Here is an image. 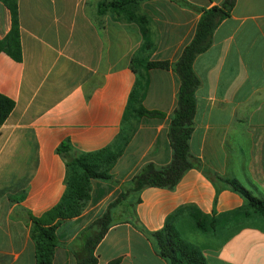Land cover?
<instances>
[{
    "label": "crops",
    "instance_id": "obj_1",
    "mask_svg": "<svg viewBox=\"0 0 264 264\" xmlns=\"http://www.w3.org/2000/svg\"><path fill=\"white\" fill-rule=\"evenodd\" d=\"M103 1L17 2L22 60L0 53V94L15 103L0 127V264H36L28 216L40 217L63 196L61 143L79 154L117 153L109 170L116 184L90 182L81 215L56 231L52 264H76L69 245L123 186L145 165L171 161L168 129L180 85L172 65L193 39L200 13L149 0L128 9L133 19H116L98 14ZM185 1L205 9L223 2ZM10 28L0 2V40ZM153 62L169 68L144 66ZM193 71L200 84L189 151L200 166L172 189H143L136 223L109 228L94 251L97 264H167L140 230L166 225L196 245L181 237L179 229H188L208 264H264V216L246 211L244 197L224 185L235 180L264 198V0H236ZM138 106L164 117L138 118Z\"/></svg>",
    "mask_w": 264,
    "mask_h": 264
},
{
    "label": "trees",
    "instance_id": "obj_2",
    "mask_svg": "<svg viewBox=\"0 0 264 264\" xmlns=\"http://www.w3.org/2000/svg\"><path fill=\"white\" fill-rule=\"evenodd\" d=\"M146 1L149 0H106L99 3L98 14L110 13L116 19L121 17L133 19L135 16L129 13L128 9ZM171 1L200 13L193 39L172 65L180 85L168 129V139L172 149L171 161L166 166L145 165L128 184L123 186L119 197L110 204L107 211L69 245L76 264H97L94 251L109 228L120 223H136L134 207L139 202L138 194L143 189L149 187L172 189L189 169L200 166L189 151V139L194 128L195 92L200 84L193 71V62L199 54L208 49L214 30L222 20L230 16L236 0H223L220 5L208 9L197 8L185 0ZM0 2L11 15V28L0 40V53H4L16 62H21L18 0H0ZM134 62L136 58H133L132 63ZM144 66L147 69L169 68L167 62L146 63ZM14 106L15 103L11 99L0 94V127L13 111ZM134 112L138 118L164 117L163 113L150 111L142 106H138ZM57 154L65 161L68 172L63 196L53 208L40 217L28 216L31 222L30 238L35 248L36 264H52L57 247L56 231L63 222L81 215L89 200L90 182L99 180L116 184L109 170L117 160V153L104 149L94 153L79 154L64 142L57 148ZM224 185L244 197L246 211L264 216V198L252 196L235 180L224 181ZM118 206L123 209L122 215L115 213V208ZM198 226L203 228L200 222ZM140 230L152 243L155 253L167 264H208L200 248L179 238L170 226L166 225L157 232H148L141 228ZM109 264H119V261H112Z\"/></svg>",
    "mask_w": 264,
    "mask_h": 264
},
{
    "label": "rangeland",
    "instance_id": "obj_3",
    "mask_svg": "<svg viewBox=\"0 0 264 264\" xmlns=\"http://www.w3.org/2000/svg\"><path fill=\"white\" fill-rule=\"evenodd\" d=\"M136 108H137V107H136ZM136 108L134 107L133 110L136 109ZM131 112H132V111H131V108H130L129 113H131ZM183 227H185V225H183ZM179 231H180V235H181L182 238L187 239V240H189V241L195 243L196 245L199 244V243H198V240L195 239L194 236H192V233H190V231H189L188 229H186V228L183 229V230H180V229H179Z\"/></svg>",
    "mask_w": 264,
    "mask_h": 264
}]
</instances>
